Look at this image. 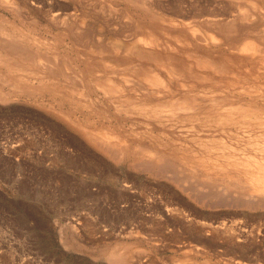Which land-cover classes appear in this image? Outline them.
<instances>
[{"label":"bare ground","instance_id":"1","mask_svg":"<svg viewBox=\"0 0 264 264\" xmlns=\"http://www.w3.org/2000/svg\"><path fill=\"white\" fill-rule=\"evenodd\" d=\"M14 1L16 3L0 0L1 10L9 15L8 18L0 15V94L1 86L16 91L17 86L32 84L36 94L50 93L59 99V107L64 102L70 103V107L74 104L81 106L85 93L98 92L119 113H125L133 120L135 118L139 125L144 123L140 127L150 121L147 123L152 129H157L158 133H155L172 137V142H181L189 136L195 138L193 142H198L197 146H190L193 149H185L184 153L186 158L195 154L199 159L190 162L189 158V165L178 166L185 154L179 156L180 148L169 146L172 142L167 140L171 138L166 140L165 146L157 134H147L156 145L158 140L161 148L165 149L154 152L152 146L141 141L140 132H135L139 135L133 136L137 141L133 139L136 143L132 149L128 145L130 143L126 145L122 137L114 132L115 129H98L100 125L98 130L78 129L91 145L101 148L111 160L139 157L134 165L135 171L145 167L148 171L154 168L156 175L169 174L172 177H169L170 182L189 202L214 209L213 212L221 209L233 217L232 221L224 219L217 223L214 221V224L200 223L208 232L235 231L240 227L245 212L261 211L264 217V66L259 69V74H262V82L258 81L260 84L256 83L257 80L249 82L248 77L245 81L240 72V75H235L236 70L231 63L232 66H229L228 62L218 61L222 56L210 59L208 53L192 46L215 44L219 38L220 45L228 47L229 51H237H233L234 54L231 50L233 55L250 56L258 53L259 49L262 53L264 34H253L250 26L246 25L248 30L239 25L251 16L248 10L240 8L243 10L240 16L239 9L236 11L238 25L215 23L209 26L200 20L201 16L196 11L190 15L187 10V13L181 10V5V8L178 5V9L168 10L159 0ZM201 32H212L214 35L202 39ZM247 33L252 34L251 38ZM30 86L27 88L32 89ZM78 87L86 91L81 89L78 93ZM18 90L16 92L19 93L21 89ZM13 93V96L19 95ZM20 93L27 92L22 90ZM8 94L11 95L10 92ZM60 113V116L63 115L62 111ZM72 114L69 112L64 116L68 117L73 127H79L71 119ZM64 116L60 117L61 120L67 121ZM179 130L189 135L188 138L182 139ZM179 142L177 144L183 145ZM166 160L168 164L165 165L163 162ZM169 200L172 202V199ZM167 210L172 212L176 209ZM235 216H241L240 220L236 218L237 221H234ZM262 228L264 230V222Z\"/></svg>","mask_w":264,"mask_h":264},{"label":"rangeland","instance_id":"2","mask_svg":"<svg viewBox=\"0 0 264 264\" xmlns=\"http://www.w3.org/2000/svg\"><path fill=\"white\" fill-rule=\"evenodd\" d=\"M10 1L16 3L14 0ZM159 2L168 10L178 9V5H181V10L186 13L188 11L190 15L196 11L195 13L201 16L200 20L209 26H214L215 23L238 25L236 11L238 9L239 12L241 11L238 12L240 16L243 11L240 8L244 7L251 16L239 25H244L245 29L250 26L249 29L255 32L253 34L257 32L260 35L264 34V0H241V2L240 0L236 2L235 0H159ZM0 15L9 17L1 8ZM251 33L246 35L251 38ZM208 35L214 34L201 32L202 39L209 38ZM217 39L213 38L217 41L216 45L210 43L206 44L207 46H192H198L201 52L208 53L210 59L211 57L219 59L218 55L222 56L217 60L222 63L228 62L229 64H226L229 66L233 65L232 68L236 70L235 75L241 73L244 79L245 77L250 79L249 82L257 80L256 83L260 84L262 74H259V69L264 66V61L260 59H264V50L260 53L261 49H259L258 53L250 56L233 55L235 54L233 51L236 50L231 49L232 53L231 50H227L228 47L220 45L219 38ZM252 56L256 57L254 59L261 56L257 59L261 62L257 60L254 62ZM250 61L256 64L252 65ZM250 68L257 69V72ZM30 85L27 84L28 88L32 87L30 88L32 93L26 85L17 86L15 90L19 91V88L27 93H20L21 91L18 93L11 88L7 89V86H1L0 264H100L99 257L103 249L114 244L130 249L128 264H264L262 228L264 217L261 211L245 212L242 217L235 216L234 221L236 218L240 220L241 217L242 223L238 229L233 230L234 232L232 230L208 232L200 223L214 224L224 219L232 221L233 217H229L231 215L228 216L221 209L213 212L214 209L210 210L189 202L170 182L172 177L169 174L156 175L154 168L148 171L149 169L145 167L135 171L134 165L139 157L111 160L112 158H109L101 148L91 145L78 131L86 127L91 130L114 131L115 129L114 132L122 137L126 145L130 143L128 145L132 149L136 143L133 139H136L135 135H139L135 132H140L139 138L143 137L142 142L152 146V151L162 152L165 149L161 148L162 145L158 140L156 145V142L148 137L152 133L155 136L158 133L157 129H152L147 123L150 121L140 127L142 122L139 125L135 118L133 120V117H129L131 120L125 113H119V110L114 109L105 97L95 91L85 93L86 98L81 99L83 104L71 105L73 108L69 111L70 103L64 102V106L61 103L62 107H59L57 103L59 99L55 95L50 93H37V95L33 92L34 86ZM76 89L77 92L81 89L86 91L83 87ZM3 90L5 93L3 96L10 92L11 95H8L14 98L10 100L8 95L3 97ZM15 92L19 95L13 96L12 93L16 94ZM49 97L54 99L51 100ZM59 109L63 114L61 116ZM79 109H82V112ZM67 110L73 113L71 119L73 118L72 120L79 127H73L68 117L64 116L68 115ZM117 114L121 115L117 116ZM63 116L69 120L68 122L65 120L67 123L64 119L61 120L60 117ZM128 119L134 121L133 124ZM158 136L165 146L168 138L171 140L167 141L173 140L170 136H160V133ZM188 136L184 133L181 138ZM200 138L204 137L200 136ZM193 139L195 138L189 136V139H184L186 142L177 141L183 145L177 144L174 140L169 146H178L180 148L178 155L181 156L185 154V149L190 150L197 146L198 142L194 143ZM186 155L185 158L181 157L182 161H179L178 166L182 164L186 167L191 161L199 159L195 154H188V158ZM163 163L166 165L168 161ZM173 197L178 198L180 202ZM169 199H172V202ZM168 208L176 210L167 212Z\"/></svg>","mask_w":264,"mask_h":264},{"label":"clouds","instance_id":"3","mask_svg":"<svg viewBox=\"0 0 264 264\" xmlns=\"http://www.w3.org/2000/svg\"><path fill=\"white\" fill-rule=\"evenodd\" d=\"M130 249L121 245H110L100 254V264H128Z\"/></svg>","mask_w":264,"mask_h":264}]
</instances>
